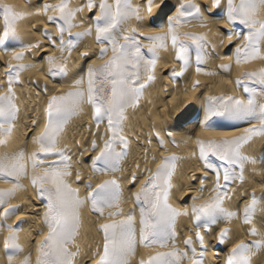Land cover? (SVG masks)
I'll return each mask as SVG.
<instances>
[{
  "label": "snow or ice",
  "instance_id": "6c2138e0",
  "mask_svg": "<svg viewBox=\"0 0 264 264\" xmlns=\"http://www.w3.org/2000/svg\"><path fill=\"white\" fill-rule=\"evenodd\" d=\"M227 9L224 13L230 25L240 24L247 29L243 34L244 44L235 49V61L237 64H247L254 60H264V19L260 13L264 11V0H226ZM71 0H60L57 5H46L44 14L48 11L58 13L49 16L48 21L54 25L58 32V38L45 31L42 34L49 44L55 48L59 44L62 54L61 62H57L52 56L47 57L49 65L48 76L68 77V60L71 54L81 43L95 33V41L100 45L99 59L105 60L109 51L112 55L98 68L87 69V90L68 92L54 95L50 98L47 108V123L44 131L36 137L34 143L39 146V151L30 156L24 150L16 152H0V178L5 182H12L14 187L6 191H0V221H6L12 215H16L19 209L7 207L8 201L14 197L17 190H22L19 180L26 177L28 169L33 171L41 167L45 170L41 175L33 176L31 183L38 198L45 202L46 212L43 222L47 227V235L39 247V258L36 264H77L76 257L79 254L76 243L80 227V209L87 203H91L95 213L103 215L105 207H118L121 201V191L116 180L106 181L98 185L95 192L91 191V184L87 185L88 195L81 199L79 191L73 189L68 182L72 176L71 156L66 149L58 147V141L71 117L79 115L82 105L85 103L92 106L93 119L99 129L102 123L107 124V132L111 133L105 141L99 155L92 160L94 172L105 174L119 170L121 160L126 156L128 140L123 135V123L126 119L125 113L128 108H135L139 104L145 89L156 79L155 67L158 62V52L165 50L167 41L177 50V61L183 62L185 71L188 67L187 57L184 55L187 45L179 42L176 34L178 26L194 21L203 23L204 16L199 5L189 2L181 4L175 17L168 19V35L141 37L140 6H134L132 0H100L97 5L94 0H86L81 6L75 8L70 6ZM154 0H147L146 11L152 12ZM213 6L219 8L221 0H212ZM99 8L98 15L89 17L92 26L83 32L72 35V29L79 27L75 23L76 16L87 8L89 12ZM205 11L207 9L205 8ZM39 14V13H35ZM27 14L17 12L12 6L0 4V16L3 18L2 36L0 45L9 39L15 40L19 45V53L15 49H5L12 52V59L23 61L22 54L31 47L41 48L42 45H24L21 37L17 34L16 23L26 17ZM137 22L135 27L125 28L129 21ZM84 21H81L83 23ZM67 34V39L65 38ZM231 41L233 36L239 40L240 35L235 32L225 34ZM146 40L147 54L144 52L145 45L141 40ZM199 47L206 44V37H188ZM123 40L124 43H120ZM66 54V55H65ZM83 56L87 58L88 53ZM43 59V57L41 58ZM197 64L204 62V57L197 56ZM31 64L17 63L7 65V92L0 95V148H6L9 138L12 136L15 122L18 118L19 107L16 104L15 87L20 83V75L30 70ZM197 73L201 68L197 67ZM180 73L175 70L171 73L177 78ZM244 79L253 84L260 85V90L243 87L247 94V100L234 97H209L202 126L211 132H217L210 121L215 117H223L231 120L245 121L250 124H259V127L245 129L241 136L228 138L221 131L224 138L210 140L208 142L197 141L199 145V158L203 161L206 172L211 171L216 177V195L210 202L196 205L191 208L194 218L196 240L200 244V251L193 247L191 238L184 241L186 251L158 252L150 256L147 261L140 264H183L189 259L190 264H206L204 257L207 250L204 247V236L199 229H211L220 222H231L239 219V211H230L224 207V200L229 198L227 186L231 182L244 183V165L249 158L244 155L243 149L256 137H264V70L259 73H245ZM84 83L83 79L75 80L73 87L79 88ZM243 81L238 80V87ZM199 85V81L195 86ZM47 91V88H45ZM173 133L169 131L168 135ZM159 134H157L158 136ZM162 146V142H161ZM97 147L93 141L92 149ZM121 147L125 151L117 152ZM215 157L224 166L223 171L209 162V157ZM57 157L56 163L44 165L46 159ZM176 157L165 159L158 166V170L144 184L140 193L135 196V201L140 205V228L135 227V216L129 214L126 218L113 223H105L100 226L103 233V248L97 250L95 255L99 256L97 264H130L131 258L136 254L138 246L145 248H166L176 239L175 220L177 217L187 216V211L181 213L169 204L172 193V176L175 171ZM238 169V171H237ZM221 175L224 185H221ZM79 179V174H76ZM133 183L136 177H132ZM206 182V177L200 180L201 184ZM201 191H204L201 188ZM112 215L119 216L120 213ZM111 218V216H110ZM257 220L264 225V196L256 197L252 194L251 199L244 205L242 210V221L245 225H253ZM0 231H7L9 235L4 239L3 246L6 251L7 264H17V259L22 249L18 243L19 228H9L0 223ZM248 235L260 237L250 243L240 242L228 253L225 264H253V258L264 252V236H261L256 227H250ZM230 229L225 228L219 233L218 243L224 245L228 242ZM76 248V251L72 249ZM19 264H31L30 256L19 260Z\"/></svg>",
  "mask_w": 264,
  "mask_h": 264
},
{
  "label": "bare ground",
  "instance_id": "6f19581e",
  "mask_svg": "<svg viewBox=\"0 0 264 264\" xmlns=\"http://www.w3.org/2000/svg\"><path fill=\"white\" fill-rule=\"evenodd\" d=\"M94 2L98 5L100 0ZM189 2L201 7L204 21L185 23L176 29L179 42L187 45L184 53L188 60L187 70L185 71L183 62L177 61V50L172 47L169 38L166 49L158 52L155 81L145 89L138 106L128 108L125 113L126 119L122 127L123 135L128 140V148L126 156L120 162L119 170L105 174L93 171L92 160L99 155L111 133L107 132L106 122L97 129L91 105L87 103L82 105L80 114L70 118L59 138L58 147L66 149L71 156L69 163L72 176L68 178V182L73 189L79 191L81 199L88 195L87 185L91 184V191L95 192L98 185L113 179L118 182L121 191L119 206L105 207L102 216L93 212L91 203L85 204L80 209V227L76 240L79 250L76 257L77 264H97L99 256L95 253L98 249L102 251L103 248V233L100 230L102 224L113 223L133 214L135 227L139 232L141 213L135 196L140 193L145 182L157 172L161 162L172 157L177 159L172 176L173 188L169 204L181 213L187 211L189 215L176 218L177 235L174 245L170 242L166 248L138 246L130 264H140V261H147L150 256L158 252L174 250L184 252L187 250L184 241L189 238L193 241V247L199 252L200 244L196 240L198 229L191 215V208L194 203L200 205L212 200L216 195V177L211 171H205L203 161L199 158L197 141L220 140L224 138L221 131L225 132L228 138L241 136L245 129L259 127V124L223 117H215L210 121L213 127L219 130L217 132L208 131L202 126L209 97H234L246 101L247 94L243 91V87L259 91L260 85L244 79L245 73H259L264 70V60L258 59L247 64L236 63L235 49L243 46V34L247 29L240 24L230 25L223 18L227 9L226 0H221L219 8L213 6L212 0H154L151 13L145 10L147 0H132L134 6L141 8L140 15L143 20L141 37L168 35V19L177 15L181 4ZM59 3L60 0H0V4H7L17 12L27 14L24 19L16 23V31L23 44L43 46L39 49L31 47L25 50L22 53L25 59L18 62L12 59V52H5V49H15L19 53V45L15 40L9 39L0 45V95L7 92L6 71L9 63L33 65L30 70L21 73L20 83L14 89L15 102L20 111L9 144L6 148H0V152L24 150L29 156L38 152L39 146L34 140L45 129L48 119L46 108L50 98L68 92H86L87 69L100 67L112 55L109 51L105 60L99 59L101 46L96 43L93 30V35L87 37L72 52L68 60L69 76L49 78L47 57L52 56L57 62H61L62 54L59 44L57 43L53 48L42 34L47 31L54 38H58L59 35L56 27L48 21L49 16H56L58 13L48 11L45 15L44 8L46 5L54 6ZM84 3L86 0H71L70 6L75 8ZM98 13V7L92 12L84 8L78 13L75 23L80 26L72 29V35L75 36L77 32H83L92 26L89 17ZM260 18L264 19V11L260 13ZM136 24L133 19L125 25V28L135 27ZM2 29L3 18L0 16V36ZM229 32L241 34L239 40L234 35L229 41L225 35ZM191 36L206 37L205 46L199 47L188 39ZM65 38H68L67 34ZM141 42L145 45L144 52L147 54L148 42L143 39ZM120 43L124 41L121 40ZM84 53H88L87 58L83 56ZM198 55L204 57V62L199 65L196 59ZM197 67L201 68L200 73H197ZM174 70L180 73L177 78L171 76ZM78 79H83L84 83L79 88H75L72 85ZM238 80L243 81L240 87L236 84ZM197 81L199 85L194 87ZM169 131L173 133L171 136L168 135ZM93 141L97 145L95 150L92 149ZM116 151L125 150L117 147ZM243 152L249 158V162L244 165V183L241 184L238 180L231 182L227 186L229 198L224 200V207L230 211H239L241 218L233 219L228 223L220 222L211 229H199L204 236V247L207 250L204 257L206 264H225L228 253L236 244L240 242L247 244L259 239L260 237L248 235L250 227H256L261 236H264V225H261L259 220L253 225H245L242 221L243 207L249 202L252 194L255 193L257 198L264 196V137L254 138L245 146ZM57 161V157H52L46 159L44 165ZM209 162L223 171L224 166L215 157L210 156ZM44 170L45 167L36 171L29 167L27 176L18 181L22 190H17L7 205L8 208L19 211L6 221H0L9 228H19L18 243L22 252L18 256L17 264L19 260L28 256L31 258V264H36L40 255L39 247L48 232L43 222L47 210L45 202L38 198L31 183L32 177L41 175ZM133 176L136 177L134 183ZM205 177L206 182L201 184L200 180ZM220 183L221 185L225 183L222 175ZM13 187L12 182H5L0 178V191ZM201 188L204 191H201ZM3 211L4 209L0 208V213ZM117 212L120 213L119 216L112 215ZM225 228L230 229L229 240L224 245H220L218 236ZM8 235L9 232L0 231V264H7L3 242ZM190 258L189 251V259L184 260L183 264H190ZM253 264H264V252L253 258Z\"/></svg>",
  "mask_w": 264,
  "mask_h": 264
}]
</instances>
